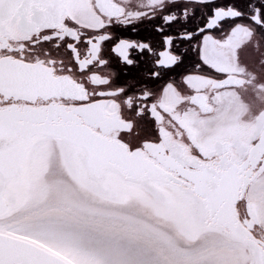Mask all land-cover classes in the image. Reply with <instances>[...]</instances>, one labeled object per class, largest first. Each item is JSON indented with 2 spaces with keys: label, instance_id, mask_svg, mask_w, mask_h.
<instances>
[{
  "label": "snow or ice",
  "instance_id": "snow-or-ice-1",
  "mask_svg": "<svg viewBox=\"0 0 264 264\" xmlns=\"http://www.w3.org/2000/svg\"><path fill=\"white\" fill-rule=\"evenodd\" d=\"M0 264H264V0H0Z\"/></svg>",
  "mask_w": 264,
  "mask_h": 264
},
{
  "label": "flooded vegetation",
  "instance_id": "flooded-vegetation-1",
  "mask_svg": "<svg viewBox=\"0 0 264 264\" xmlns=\"http://www.w3.org/2000/svg\"><path fill=\"white\" fill-rule=\"evenodd\" d=\"M194 58V57H193Z\"/></svg>",
  "mask_w": 264,
  "mask_h": 264
}]
</instances>
